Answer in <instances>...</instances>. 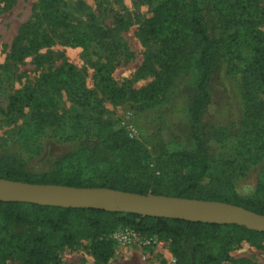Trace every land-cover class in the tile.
Instances as JSON below:
<instances>
[{"label":"trees","instance_id":"16d2710c","mask_svg":"<svg viewBox=\"0 0 264 264\" xmlns=\"http://www.w3.org/2000/svg\"><path fill=\"white\" fill-rule=\"evenodd\" d=\"M147 1L153 5L152 13L140 24L139 34L143 40L159 44L160 77L141 92L117 88L100 77L99 90L115 99L128 95L149 98L168 85L172 75L184 72L180 92L189 105L192 150L170 149L158 133L130 137L125 127L115 130L108 123V132L99 143L52 158L39 171L27 166L14 150L1 149L0 178L221 201L264 215V164L255 195L242 198L232 185L233 160L213 158L209 146L210 140L225 141L231 136L235 137L238 151L264 141V2ZM60 2L38 0L42 13L37 21L27 22L21 36L12 42L10 60L17 62L26 52H38L46 42V27L60 35L69 32L71 24L66 22L64 10L58 9ZM114 16L116 25L123 24L120 14ZM42 24L46 26L40 27ZM82 35L85 34H77L72 42L83 44L87 38ZM23 38L27 45L21 43ZM113 49L106 50L113 54ZM33 61L38 67L51 63L46 53L36 54ZM223 67L240 69L244 112L237 121L229 119L209 126L203 117L215 78ZM1 73L7 82L12 81L10 66L4 65ZM37 82L49 93L16 88L7 96L5 106H0V124L28 112L26 125L14 135L15 142L34 140L41 128L55 121L57 100L53 92L64 89L71 99L85 106L90 104L83 77L70 62L49 67ZM124 227L143 237L166 239L175 264H220L233 260L229 251L234 244L242 240L264 241V232L238 224L0 201V264H64L59 249L71 247L80 239L92 241L89 252L96 262H106L113 253L109 235ZM235 261L255 264L246 258Z\"/></svg>","mask_w":264,"mask_h":264},{"label":"rangeland","instance_id":"374dc122","mask_svg":"<svg viewBox=\"0 0 264 264\" xmlns=\"http://www.w3.org/2000/svg\"><path fill=\"white\" fill-rule=\"evenodd\" d=\"M152 7L147 0H61L58 9L64 10L66 22L71 24L69 32L60 35L59 31L53 32L46 27V42L38 52H26L22 60L15 62L9 59L12 42L21 36V29L27 22L37 21L42 10L38 0H0V106H5L7 96L16 88L28 87L35 94L49 93L37 79L46 69L63 61L72 63L83 77L90 102L82 105L71 99L64 89L53 92L57 100L55 121L41 128L34 140L24 143L15 142L14 135L26 125L28 112L18 119L1 123L0 150H14L27 166L39 171L52 158L99 143L108 132V123L116 130L122 127L121 121L126 115H130L138 137L158 133L168 148L192 150L193 142L188 135L189 105L180 92L184 72L172 75L171 82L149 98L128 95L115 99L99 90L100 77L117 88L137 92L145 90L160 77L159 44L154 40L145 41L139 34V26L151 16ZM115 14L121 15L123 24L116 25ZM81 33L87 41L83 44L72 42V38ZM21 43L28 44L25 38ZM116 46L118 50L113 49ZM109 47L113 54L106 50ZM39 53L50 57L49 66L34 64L33 58ZM243 56L247 54L243 53ZM4 65L10 66L11 82L1 75ZM240 75L238 68L223 67L219 71L203 117L207 125L225 123L229 119L237 121L242 116L244 102L240 94ZM234 139L231 136L225 141L210 140L211 155L215 159L233 160V188L240 197L251 198L255 195L264 164V141H260L261 145L238 151ZM153 238L154 243L147 247L138 241L118 243L111 238L113 253L109 260L101 263L89 252L92 241L87 239L59 249L58 254L64 264H175L168 241ZM229 255L233 260L220 264H240L235 260L241 258L264 264V241L242 240L232 246Z\"/></svg>","mask_w":264,"mask_h":264},{"label":"water","instance_id":"95a60500","mask_svg":"<svg viewBox=\"0 0 264 264\" xmlns=\"http://www.w3.org/2000/svg\"><path fill=\"white\" fill-rule=\"evenodd\" d=\"M0 201L93 208L211 224H238L264 232V215L238 205L195 198L139 194L105 187L37 184L0 178Z\"/></svg>","mask_w":264,"mask_h":264},{"label":"built area","instance_id":"2783aa9c","mask_svg":"<svg viewBox=\"0 0 264 264\" xmlns=\"http://www.w3.org/2000/svg\"><path fill=\"white\" fill-rule=\"evenodd\" d=\"M130 137H137L138 131L133 125L130 115H126L121 121ZM110 237L118 243H127L138 241L141 246L147 247L154 243L153 237H143L128 227L118 228L110 234Z\"/></svg>","mask_w":264,"mask_h":264}]
</instances>
